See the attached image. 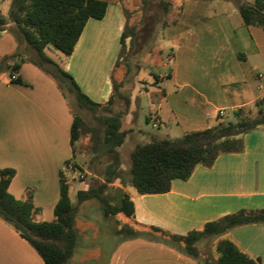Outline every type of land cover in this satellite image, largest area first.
Returning a JSON list of instances; mask_svg holds the SVG:
<instances>
[{"label":"crops","instance_id":"crops-1","mask_svg":"<svg viewBox=\"0 0 264 264\" xmlns=\"http://www.w3.org/2000/svg\"><path fill=\"white\" fill-rule=\"evenodd\" d=\"M2 1L0 18L5 24L0 25V59L13 54L18 44L11 32L16 27L12 7H5ZM101 1L107 3L105 16L87 21L71 55L62 58L51 46L44 51L74 78L84 94L102 104L112 93V74L126 21L118 0ZM240 2L253 4L254 0ZM232 3L185 0L181 6L173 2L168 6L166 18L170 23L164 26L166 29L163 27L160 40L143 61L150 68L160 66L170 68V72L155 77L158 86L154 91L146 88L152 85L147 78L142 82L157 101L159 126L168 131L176 129L184 134L214 128L228 110L235 114L264 99V93L256 95L253 88L254 80H258L256 89L264 90V31L245 25L238 8H229ZM19 40L25 48L26 42L22 37ZM165 52L167 61L163 58ZM11 66L13 61H8L0 70V171L14 170L8 191L16 198L30 194L39 209L35 216L38 221L54 220L61 177L67 181L71 202L77 206L78 236L67 264H75L79 252L93 264H201L170 243L168 235L186 236L240 209H264V129L244 134L241 152L222 153L212 166L198 165L188 179L173 180L166 193L141 195L130 189L127 180L109 183L106 191L116 195L110 203L119 204L122 193H126L134 205L132 217L123 213L107 215L105 205L97 199L78 204L77 193L96 186L98 182L93 179H103L97 177L101 174L98 166L72 163L78 155L98 160L102 150L96 154L92 150L77 152L71 130L77 115L74 107L79 106L53 77L29 61L13 74ZM13 76L22 83H16ZM129 99V109L122 118V129L128 133L118 151L126 148L130 156L137 144L150 141L136 142L135 134L140 130L135 127L132 93ZM81 173L84 179L79 178ZM86 205L94 210L102 206L103 219L111 228L107 236L115 241L110 249L100 241L102 234H97L93 244L84 241L90 235ZM223 235L264 264V224L240 226ZM204 258L209 263L217 259ZM0 264H44L28 241L2 219Z\"/></svg>","mask_w":264,"mask_h":264},{"label":"trees","instance_id":"trees-1","mask_svg":"<svg viewBox=\"0 0 264 264\" xmlns=\"http://www.w3.org/2000/svg\"><path fill=\"white\" fill-rule=\"evenodd\" d=\"M125 16V27L121 37V48L115 63L123 70V77L116 80L112 74V93L106 103H96L82 92L74 78L62 69L45 53L51 46L64 55H71L87 21L90 18L102 19L106 14L107 3L101 0H14L11 16L16 27L11 32L18 42L13 54L0 59V70L8 61H13L11 73L29 61L53 77L62 90L71 93L79 107L98 115L101 127L94 130L93 149L102 150V156L109 157L103 181L86 192L77 193V203L88 199H97L105 205L106 214L123 213L128 217L134 215V205L126 193H122L117 205L110 203L105 192L109 183L117 179L123 182L120 170L121 161L118 148L123 144L127 131L122 129V118L130 105L129 97L120 91L130 71V51L136 49V55L143 53L153 41L141 38V45L136 43V33L128 29L133 12H141L145 16L154 15L155 22L165 25L168 6L172 0H141L137 8H131L126 0H118ZM232 1L239 10L245 25L261 28L264 31V0H254L246 4L240 0ZM160 8V10H159ZM162 11V12H161ZM152 19V16H150ZM154 23V22H153ZM143 29V35L155 28V24ZM5 21L0 18V25ZM156 29V28H155ZM19 37L26 42L22 48ZM33 55V56H30ZM22 83L20 78H13ZM65 88V89H64ZM116 96L124 102L123 109L115 107ZM247 108L235 112L236 123H220L214 128L201 131L185 132L176 139H152L149 143L137 144L130 155L131 165L128 172V184L138 194H162L170 191L175 179H188L198 165L210 167L222 153L241 152L244 148L242 136L248 132L264 129V99H257L245 114ZM104 112V115H99ZM83 120L74 116L71 130L72 143L75 144L81 135ZM14 170L0 171V219L10 225L22 238L39 253L44 264H67L77 244L75 218L77 206L71 202L69 184L61 177L60 198L54 208V220L38 221L35 216L39 209L35 207L30 194L26 198H16L8 191L14 176ZM250 224H264V209H240L220 219L209 222L202 229L192 230L186 236L168 235L170 243H174L186 255L201 264H260L243 252L229 238L220 239L216 243L218 257L215 263H209L198 250L196 244L203 238L220 236L231 230ZM155 231H160L154 228Z\"/></svg>","mask_w":264,"mask_h":264},{"label":"rangeland","instance_id":"rangeland-1","mask_svg":"<svg viewBox=\"0 0 264 264\" xmlns=\"http://www.w3.org/2000/svg\"><path fill=\"white\" fill-rule=\"evenodd\" d=\"M14 0H3L2 3L5 7H12ZM185 0H172V2L176 5H182ZM248 1V0H246ZM126 4L131 7V8H137L141 4V0H135V3H131L126 0ZM229 6V5H228ZM231 9H236L237 7L235 4H231L229 6ZM228 9V8H227ZM160 10V8H159ZM162 12V11H161ZM168 12V11H167ZM150 16H152V19H150ZM130 21H129V26L128 29L130 31L135 32L136 35V43L141 45V38L144 36V38H151L153 41L150 43V46L146 49L143 48V53L140 55L135 54V50L133 49L130 51V57H129V64H130V71L127 72L126 78H125V83L121 87V92L125 93L127 96H131V93L134 97V111L136 115V121H135V127L137 130H140V132H136L135 138L137 143H143L146 141H151L152 139H164V138H170V139H176L180 138L183 136V134L178 133L176 129H168L165 126H159L156 118V113L155 110L157 108V101L150 95L149 92L145 90V88L142 85V82L147 78L148 83L152 84L151 86H147L146 88L148 91H154L156 90L158 86V82L156 81V76H160L161 74L169 73L170 68H163V67H153L150 68V65L148 63H145L143 61L144 56L149 53V51L152 49V46L157 40H160V36L162 34V30L168 26L169 20H167L166 16L163 18V21H166V24H160L161 22L157 21L155 22L154 15L152 13L149 14V16H145L141 12H133L129 14ZM154 22V23H153ZM155 24V28L150 29L149 34L145 33L143 35V29L150 26L151 24ZM166 26V27H164ZM164 27V28H163ZM54 52L59 54V56H62V58H65V55L61 53L60 51L53 49ZM137 51V50H136ZM33 56V55H30ZM55 57V56H53ZM164 60L167 61L166 57V52L163 55ZM141 59V60H140ZM149 65V66H148ZM148 71L151 73L148 74ZM114 76L116 80L120 81L123 77V70L121 68H117L114 71ZM259 81L254 80L253 83V88H254V93L256 95H261L264 93V90L260 91L256 89V86L258 85ZM161 85V83H160ZM145 86V85H144ZM142 87V88H141ZM65 89V88H64ZM66 91V90H65ZM67 92V91H66ZM67 94L73 98V95L69 92ZM135 98L136 102H135ZM73 100V99H72ZM124 102L122 99H119L118 96H116V101H115V107L117 109H123L124 107ZM75 106V105H74ZM75 108V113L77 116H80L83 120V128L81 129V135L77 141V152L80 154L85 150H92L94 154H96L99 150V148H94L93 149V143H94V130L98 129L101 127V124L99 120L97 119L96 114L90 112L89 110L86 109H80L79 107H74ZM249 108L246 109L245 114H249L251 117L254 116V114H251L248 112ZM99 115H104V112H99ZM221 123L223 124H228V123H236V118L232 110H228L226 115H224L221 118ZM121 166L120 170L122 172L123 179L127 180L128 178V170L131 165V160L130 156L128 155V149L123 148L121 151ZM131 155V154H130ZM76 163H72L73 166L78 165V166H91L95 165L98 166V169L100 170L101 174L97 175V177L104 179L105 176V168L107 164L109 163V157L108 156H102L101 158H98L96 160L95 158L93 159H85L77 156ZM74 170V169H73ZM86 176H83L82 173L80 174L79 178L84 179ZM94 178V177H93ZM93 180H96V182H101L99 179L95 178ZM98 184V183H96ZM131 190H134L133 187H130ZM106 196H108L109 200H116V195L113 191H106ZM116 203V202H115ZM101 206V205H100ZM89 211L86 212L88 215V230L90 232L89 237L85 238L84 241H86L89 244H93L96 242V237L98 234V237L101 235L100 241L105 242V248L110 249L113 244L114 240L108 238L107 232L111 230L110 224L105 222L103 219V210L101 209L102 206L99 209H90L88 205L86 207ZM80 211V209H79ZM81 213V212H80ZM125 217V216H123ZM122 218V216H121ZM122 220H127V218H124ZM112 224V222H111ZM226 236L220 235L216 237H211V238H203L200 240L196 245L199 246L198 250L206 256L209 260L215 261L214 256L218 257V253L216 252V243L220 239H225ZM105 250V249H104ZM83 252V251H82ZM96 252V251H95ZM94 252V253H95ZM88 256V255H87ZM75 264H93L90 260H88V257L85 255L81 254L79 252L77 255H75ZM215 263V262H214Z\"/></svg>","mask_w":264,"mask_h":264},{"label":"built area","instance_id":"built-area-1","mask_svg":"<svg viewBox=\"0 0 264 264\" xmlns=\"http://www.w3.org/2000/svg\"><path fill=\"white\" fill-rule=\"evenodd\" d=\"M12 78H14V76ZM72 169H73V166H72Z\"/></svg>","mask_w":264,"mask_h":264}]
</instances>
